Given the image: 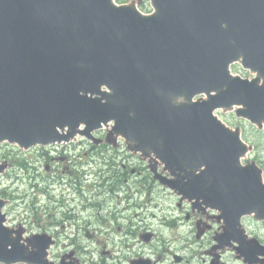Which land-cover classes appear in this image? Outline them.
Instances as JSON below:
<instances>
[{
  "label": "water",
  "instance_id": "obj_1",
  "mask_svg": "<svg viewBox=\"0 0 264 264\" xmlns=\"http://www.w3.org/2000/svg\"><path fill=\"white\" fill-rule=\"evenodd\" d=\"M152 3L144 14L136 1L0 0V142L68 141L114 121L111 134L175 175L157 173L163 184L221 212L216 248L236 241L248 264H264V245L241 221L264 219L262 170L243 165L251 146L215 115L237 107L264 128V0ZM236 61L255 76L233 74ZM4 220L0 211V261L53 264L49 238L29 249Z\"/></svg>",
  "mask_w": 264,
  "mask_h": 264
},
{
  "label": "flooded vegetation",
  "instance_id": "obj_2",
  "mask_svg": "<svg viewBox=\"0 0 264 264\" xmlns=\"http://www.w3.org/2000/svg\"><path fill=\"white\" fill-rule=\"evenodd\" d=\"M141 10L153 11L149 0H141ZM108 133V129L94 133L99 143L86 134H79L69 142L37 145L27 151L21 170L26 171L28 191L19 194L11 186L0 188V196L6 201L5 225L14 239L20 236V242L31 249L34 242L29 239L46 235L50 240L48 257L55 264L80 261L79 249L94 252L93 249L86 251L89 245L84 243L83 236L102 248L106 256L92 264H132L141 258L155 264H213L214 260L218 264H232L226 258L228 255L244 264L236 248L238 242L216 248V237L225 226L217 211L194 210L191 201L179 200L174 190L155 178L153 163L140 153L131 152L123 138L110 139ZM14 165L19 168L15 161H9V169ZM157 170L171 176L161 163ZM8 171L0 175V182ZM132 200L141 204L142 218L138 210L129 208ZM148 207L151 212L145 215ZM179 209L182 219H178ZM132 210L134 213L130 215ZM181 220L188 224L194 242L205 248L200 262L194 255L188 258L182 249L167 247L171 242L167 233L174 232L173 239H177ZM258 223L259 230L264 229V222ZM199 229H203L200 236ZM246 231L249 238L256 237L264 243L263 236L248 228ZM160 242L163 248L155 247L160 250L155 252L156 256L142 253L141 244ZM60 244L74 249L58 255L54 249ZM139 246L140 250H135Z\"/></svg>",
  "mask_w": 264,
  "mask_h": 264
},
{
  "label": "rangeland",
  "instance_id": "obj_3",
  "mask_svg": "<svg viewBox=\"0 0 264 264\" xmlns=\"http://www.w3.org/2000/svg\"><path fill=\"white\" fill-rule=\"evenodd\" d=\"M129 1V0H128ZM233 71L234 72H239V71H244L242 70V67L239 64H234L232 66ZM218 114L220 115V117L231 127L233 128H240L243 132V134H249L251 135V139H252V143L254 145L255 140H256V132H255V126H253L252 124H250L248 121L244 120V119H239L235 116L234 112H230V113H226L223 111H219ZM264 135V134H263ZM250 143V142H249ZM259 146H255L254 145V150L252 152V154L249 155V158L245 159L244 162L248 163L250 161H256V162H260V166L264 171V136L262 137V139H260L259 141ZM28 152H26L25 150H19L18 147L16 145H12V144H8V143H4L0 145V156H3L0 158L3 159L4 155H12L13 158L15 157L17 160L18 159H22L24 160L25 158H27ZM19 167V166H18ZM22 167L17 168L15 165L12 166L10 169L8 168V172L9 174L5 175L3 177V179L0 182V188L6 187V186H11L13 191L15 193H19V194H24L26 191H28V184H27V179H26V171L21 170ZM45 170L42 167V173L44 174ZM131 203V207H129L130 209H136L138 210L139 217L142 218L143 215V210L141 211V204H139V202H133L130 201ZM124 204H126V201L124 202ZM134 206V207H133ZM151 207H148V210L146 211L145 215H148L151 211ZM153 211H156V208L152 207ZM134 210H132L130 212V215H133ZM156 213H158V211H156ZM178 219H182L183 218V214H181V210H178ZM179 226H181L178 231H177V239H173L176 234L174 232L171 233H167L168 237L171 239V242L169 244H167V247H170L172 250H178V249H182L185 253V255L190 258L192 255L195 256V258L197 259V262H200L202 260V258L205 256L204 251L205 248L204 247H200L198 244H196L195 241V237L192 235V233L190 232V228L188 227V224L185 223L184 220H181ZM245 226L251 230L252 232H255L256 234H259L261 236L264 237V229L259 230V228L261 227V225L258 223V221L254 218V217H248L245 220ZM161 234V233H160ZM261 236H259V238H261ZM68 241V240H67ZM83 241L85 244H88L89 247L86 249V251H90V249H93L94 252L92 251V253H85L84 250L79 249L78 250V254H79V259L80 261L84 262L85 264H92L93 261H101V259L105 258L106 256L102 254V248L94 245L92 242H89L86 238H84L83 236ZM94 245V246H93ZM157 247L158 249H162L163 245L160 243H158V245H155V243L153 245H142L141 244V251L142 253H150L153 256H156L157 253H155L156 251H160V250H156ZM166 247V245H165ZM73 246L71 245H65V244H60L58 247H56L54 249L55 253L60 255L64 252H71V250H73ZM124 249V248H123ZM135 250H140V246L136 247ZM80 251V253H79ZM129 253L131 252V250H128ZM154 252V253H153ZM168 254V253H167ZM168 257H170V255H168ZM228 262L232 263V264H239V260L236 259L234 256L232 255H228L227 257ZM168 261L170 263H172L171 260L168 259ZM174 264V263H173Z\"/></svg>",
  "mask_w": 264,
  "mask_h": 264
}]
</instances>
